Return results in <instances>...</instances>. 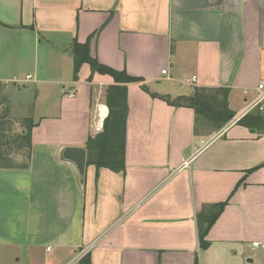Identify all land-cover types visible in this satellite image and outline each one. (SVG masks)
Returning a JSON list of instances; mask_svg holds the SVG:
<instances>
[{
	"label": "crops",
	"instance_id": "obj_1",
	"mask_svg": "<svg viewBox=\"0 0 264 264\" xmlns=\"http://www.w3.org/2000/svg\"><path fill=\"white\" fill-rule=\"evenodd\" d=\"M98 30L91 54L139 81L124 169L87 162L81 183L59 151L87 148L109 112L112 76L85 63L74 80V42ZM19 78L10 116L37 124L30 159L0 167V264H264V134L237 122L196 154L226 123L183 105L227 88L245 109L264 82V0H0V82ZM225 201L202 248L198 214Z\"/></svg>",
	"mask_w": 264,
	"mask_h": 264
},
{
	"label": "trees",
	"instance_id": "obj_2",
	"mask_svg": "<svg viewBox=\"0 0 264 264\" xmlns=\"http://www.w3.org/2000/svg\"><path fill=\"white\" fill-rule=\"evenodd\" d=\"M104 27V26H103ZM93 33L84 43L75 40L74 53V80L79 79V72L83 64H88L91 69V77L94 73L112 76L115 84L108 87L106 103L109 108L104 120L103 129L95 136H90L86 143L87 162L97 167H106L112 171H122L125 167L126 131L128 115V87L126 83L137 82L139 78L130 76L126 71H119L99 61L91 54V39L99 33ZM229 90L227 88L206 89L194 88V94L185 98L184 106H190L197 115V126L210 125L219 129L235 116V112L229 107ZM2 106H5L2 108ZM17 120L10 117V108L7 96L0 84V167H19L10 157L12 147L26 151V157L30 159L32 148V130L37 124L32 116L21 118L19 121L25 132L7 136L11 124ZM258 130L264 134V114L258 110L253 111L238 121ZM20 165V167H26ZM227 201L211 204L203 208L198 214L199 236L202 248L209 246L207 235L223 211Z\"/></svg>",
	"mask_w": 264,
	"mask_h": 264
},
{
	"label": "built area",
	"instance_id": "obj_3",
	"mask_svg": "<svg viewBox=\"0 0 264 264\" xmlns=\"http://www.w3.org/2000/svg\"><path fill=\"white\" fill-rule=\"evenodd\" d=\"M163 74H166V70L162 71ZM32 75H28L26 79H31ZM26 80H17L15 82L17 83H25ZM188 82L191 85H194L197 82V78L196 76H193L190 80H188ZM2 89H5L6 87H8V83L6 82H0ZM257 92L254 95V97L248 102L247 106L245 107V109L238 113L236 116H234L233 119H231L223 128H221V130L219 132H217L216 134L209 136L207 138H204L200 141V145L197 148V152L196 154H198L199 152H202L203 150H205L206 148H208L209 146H211L220 136L223 132H226V130H228V128H230L232 125H234L235 123H237L241 118H243L245 115L253 112V111H260L262 113H264V82L259 83L258 87L256 88ZM69 96H74L75 95V90H70L68 92ZM258 246V244H255Z\"/></svg>",
	"mask_w": 264,
	"mask_h": 264
},
{
	"label": "water",
	"instance_id": "obj_4",
	"mask_svg": "<svg viewBox=\"0 0 264 264\" xmlns=\"http://www.w3.org/2000/svg\"><path fill=\"white\" fill-rule=\"evenodd\" d=\"M59 156L62 161L75 168L81 183H83L87 165V149L82 146H64L60 149Z\"/></svg>",
	"mask_w": 264,
	"mask_h": 264
},
{
	"label": "rangeland",
	"instance_id": "obj_5",
	"mask_svg": "<svg viewBox=\"0 0 264 264\" xmlns=\"http://www.w3.org/2000/svg\"><path fill=\"white\" fill-rule=\"evenodd\" d=\"M21 78H19V80H20ZM18 79H15V80H12V81H10V82H6V83H8V87H6L5 89H4V92H7V91H9L10 89H12V88H15L16 86H17V84H19V83H17V82H15V81H17ZM23 81V80H22ZM6 95H8V94H6ZM10 96L12 97L13 95H12V92H10ZM13 99H12V104H9V108H10V110H11V107H14V109L13 110H15V112H18L19 110H21V108L22 107H20L18 104H19V102H21L22 100H17V98H15L14 96L12 97ZM10 102V101H9ZM22 103V102H21ZM13 105V106H12ZM233 106L236 108V107H238V106H240V104H237V102L236 103H234L233 104ZM236 109H239V108H236ZM11 117V116H10ZM227 124V123H226ZM11 128H10V130H8V132L6 133L7 134V136H8V134L9 135H12V136H14V135H17V134H19L21 131H22V129H23V127L21 126V123H20V121L19 120H17V121H14L11 125ZM9 153H10V156H11V158H12V160L14 161V162H16V163H20V162H22L23 163V161L25 160V155H23V151H20V150H18V149H16V148H14V147H12L11 149H10V151H9Z\"/></svg>",
	"mask_w": 264,
	"mask_h": 264
}]
</instances>
